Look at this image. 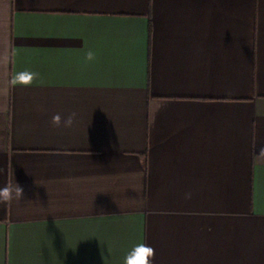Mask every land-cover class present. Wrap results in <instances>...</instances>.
Listing matches in <instances>:
<instances>
[{"label": "crops", "instance_id": "crops-1", "mask_svg": "<svg viewBox=\"0 0 264 264\" xmlns=\"http://www.w3.org/2000/svg\"><path fill=\"white\" fill-rule=\"evenodd\" d=\"M17 184L0 264H264V0H0Z\"/></svg>", "mask_w": 264, "mask_h": 264}, {"label": "clouds", "instance_id": "clouds-1", "mask_svg": "<svg viewBox=\"0 0 264 264\" xmlns=\"http://www.w3.org/2000/svg\"><path fill=\"white\" fill-rule=\"evenodd\" d=\"M95 53L89 50L86 53L85 61L91 62L95 60ZM39 79V73L28 69L14 74L10 80L13 85L30 86L35 80ZM77 120V113L72 112L66 117H62L60 114H56L52 117L51 123L54 127L65 129H71ZM13 192L18 197H22L23 189L17 184L14 189H10L8 186L0 188V202H10L13 199ZM190 198V194H187ZM155 257V249L146 243L135 244L130 251L124 257L123 264H153Z\"/></svg>", "mask_w": 264, "mask_h": 264}]
</instances>
